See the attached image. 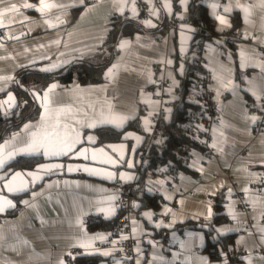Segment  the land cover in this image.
Returning <instances> with one entry per match:
<instances>
[{
  "label": "crops",
  "instance_id": "1",
  "mask_svg": "<svg viewBox=\"0 0 264 264\" xmlns=\"http://www.w3.org/2000/svg\"><path fill=\"white\" fill-rule=\"evenodd\" d=\"M48 2L65 7L41 13L37 10L40 0H3L0 3V9L10 7L11 4L18 7L24 3L36 5L34 8L20 7L18 13H9L3 17V23L7 26L0 27V77L13 79L0 80V88L4 89L0 91V100L7 94L5 92L10 89L17 71L23 66L40 63L44 69L59 64L52 71L67 69L97 52L109 34L114 15L140 19L139 9L143 5L149 7L150 14L153 8L159 10V17L151 15V19H148L156 27H150L145 23L148 20H145L144 26L149 30L119 40L117 53L109 68L113 65L117 67L111 75H107L105 82L74 84L67 88H61L55 83L58 87L51 93L54 100L52 108L70 109L60 119L74 126L79 133L80 142L73 150L59 156L44 155L43 150L31 155L18 154L0 168V176H4L1 171L18 157L42 156L45 160H59L68 158L83 146L98 145L100 142L95 129L99 127L122 130L131 120L140 116L142 128L147 135L154 125L153 118L161 112L164 118L169 117L171 112L167 110L172 111L173 104L178 100L180 79L176 65L180 71L184 70L186 59H181L177 28H172V24L176 19L184 23L190 0H187L186 5H182L180 0H168L171 13L163 6L165 0H151V3L148 0H135L136 16L132 14V0H124L123 13L119 11L121 0ZM212 3L222 6L230 4L233 7L232 12L227 14L223 12V7L215 10L217 15L226 16L231 27L221 25L215 19L218 30L223 34L222 39L216 43L209 41L206 45V60L214 72V91L220 109L213 128L216 156L207 159L204 150H194L188 163L191 173L179 170L176 175L163 174L162 168L153 172L148 180V189L162 197L160 209L139 210V206L129 214V236L137 240L136 247L138 245L143 253L139 255L135 252V261L139 259L141 264H203L201 257H206L209 264H221L222 257L213 259L205 250L209 226L203 223L210 220L207 218L209 205L214 215V197L221 192L225 194V213L229 220L216 229L232 228L236 231L219 236L215 232L213 237L234 235L231 248L245 252L243 257L234 258L235 264H249V258L251 264H264V233L261 232V228H264V131L255 130L264 111V8L259 6L260 0H204L213 17ZM176 4L181 11L173 19ZM237 4L250 8L247 18L242 8L235 7ZM81 6L83 10L73 18L72 10ZM234 15L239 16L240 25L232 32L239 35V38L232 41L233 49L225 33L233 28ZM168 20H171V25L164 33L160 29ZM122 41L129 43L121 48ZM177 55L181 64L177 62ZM195 55L196 49L192 51L191 60ZM194 90L191 88L188 95L192 102L195 100ZM43 92H39L41 97ZM254 92L260 95V99L253 95ZM35 100L41 108L40 116L26 124L38 125L44 113L41 101ZM112 114L131 118L124 122L123 127L98 123L100 119ZM253 116L257 117L255 122L251 119ZM145 119L150 121L148 126L144 123ZM92 122H97L95 128L87 126ZM35 130L33 127L28 131ZM28 131L23 127L5 152L11 151L13 147H23L28 139ZM12 137L6 138L1 145L12 141ZM88 137L94 140L90 141ZM161 138L162 135L158 141ZM134 144V139H131V149ZM150 145L147 139L137 156L136 166L142 162L140 156L144 148ZM121 174L134 179H122ZM138 179L137 169L126 168L118 169L115 181L89 176L81 171L61 176L54 174L20 201L15 200V206L20 204L15 216H5L10 208L0 213V264H60V261L67 264L68 255L73 249L81 250L78 256L101 257L99 264H123L119 247H103L112 239L115 229L94 228L86 223L81 227L77 221L87 217L103 220L115 218L119 213L121 184L137 182ZM112 197L115 199H110ZM24 201H28V204ZM109 207L115 209L111 216L98 211ZM166 209L171 210L167 215L164 214ZM229 209L235 214V220L229 214ZM145 212L153 213L151 220L143 215ZM190 220L200 224L196 228L184 230L177 227ZM160 222L162 225L157 228L156 224ZM170 223L173 224L171 228L166 226ZM133 228L137 230L135 233ZM97 234H103L107 239L96 240L94 248L100 252L110 251V256L99 253L88 255L85 249L78 246L80 242ZM200 235H203L202 242ZM226 253L228 264H232V257L229 252Z\"/></svg>",
  "mask_w": 264,
  "mask_h": 264
},
{
  "label": "trees",
  "instance_id": "2",
  "mask_svg": "<svg viewBox=\"0 0 264 264\" xmlns=\"http://www.w3.org/2000/svg\"><path fill=\"white\" fill-rule=\"evenodd\" d=\"M82 10L83 6L73 9L72 17H77ZM180 11V8L176 4L173 19H176ZM175 21L179 24L182 23L177 19ZM183 21L184 23L195 26L197 28V34L193 41L191 52L186 57L184 70L180 71L178 65H176L180 79L178 100L173 104L170 116L166 118L162 117L158 122V128L161 131L160 135H162L160 143H152L141 164L137 166V171L139 172V179L137 180L139 188L133 193V197L140 203L139 210L147 208L157 211L161 207L162 197L148 191V180L156 169L162 168L164 170L166 167L175 166L180 171L191 173L192 170L185 163L186 158L194 150H203L189 133L191 128V114L199 109L197 103L188 99L189 92L195 85V79L197 77L195 57L191 60V54L196 49L200 36L203 35L207 42L216 43L219 39H222L223 34L218 30L217 22L210 14L208 7L204 4V0H190ZM233 21V28L226 32L225 35L228 43L234 49L232 41L236 39L230 38V34L235 28L239 27V16L234 15ZM170 23L171 20L166 21L160 31L167 32L170 28ZM200 29L202 33H199ZM146 30L149 29L144 26L143 20L141 19L127 15H114L110 22V31L106 40L103 42L101 48L91 56L81 59L67 69L62 68L55 71H43L40 63L21 67L15 75L12 86L5 92H15L19 105L9 114L0 112V145L6 138L13 136L14 133H20L27 122L35 121L40 116L41 108L32 95L33 91L43 92L52 83H57L61 88H67L74 84L93 85L105 82L107 80V70L117 53L119 40L124 37H134L141 31ZM176 39L177 35L175 36ZM177 62H179L178 64L182 63L178 55ZM128 131L145 134L141 125L140 116L131 120L122 130H117L112 127H99L95 129V134L100 143L118 142L121 140L123 134ZM62 160H66V158ZM47 161L52 160H45L42 156L18 157L11 161L1 171V174L4 176L7 174V178L16 170H33L37 165ZM21 199L22 197L17 198L19 201ZM224 204L225 194L221 192L214 197L213 217L203 222L209 226L205 250L213 259L221 258V249L224 252H229L231 244L234 242V235L220 236L218 239L213 240L216 227L229 220L225 213ZM19 209L20 204L5 216H15ZM122 215L123 212L120 211L113 219L103 220L99 218L97 223L92 226L94 228L114 230L118 218ZM1 219L2 216H0ZM199 224V222L190 220L177 227L184 230L190 227L196 228ZM232 258L231 262L235 264L236 260ZM101 260L102 258L98 256H76L73 258L75 264H99Z\"/></svg>",
  "mask_w": 264,
  "mask_h": 264
},
{
  "label": "snow or ice",
  "instance_id": "3",
  "mask_svg": "<svg viewBox=\"0 0 264 264\" xmlns=\"http://www.w3.org/2000/svg\"><path fill=\"white\" fill-rule=\"evenodd\" d=\"M148 2L151 3V0H148ZM0 3H3V0H0ZM132 3H133L132 14H133V16H136L137 10L135 7V0H132ZM180 3L182 5H186L187 0H180ZM163 6L165 9H167V11L169 13H171V5H170V3H168V0H165ZM259 6L264 8V0H260ZM20 7L34 8V7H36V5H33L31 3H24ZM20 7H18L16 4H11L10 7L0 9V27H6L7 26L3 23V17L9 13H18L20 11ZM57 7H65V6L48 2V0H40L39 7L37 10L41 13H44L46 11H50L52 8H57ZM221 7H223V12L225 14L232 12L233 7L230 4L224 5V6L220 5L219 3H212L211 4V8L213 9V15H214L215 19L218 20L221 25L231 27L230 21L226 18L225 15H217L216 14L215 10L219 9ZM235 7L242 8L246 14L245 18H247V14L250 11V8L248 6H243V5L237 4V5H235ZM119 11L121 13H123V11H124V0H121V6L119 8ZM151 15L159 17V10L153 8L151 10ZM181 19H183V16H181ZM61 22H63V21H61ZM145 23L148 24L150 27H156V25L153 24L151 22V20L145 21ZM50 26H54V25L50 24ZM184 27H185L184 25H181V29H183ZM188 30L194 31V29H192V28H189ZM128 43H129L128 41H122L120 43V47L124 48ZM169 63H171V61H169ZM59 66H60L59 64H53L51 67L44 68L42 70L43 71H52L53 69H55ZM116 67H117V65H113L112 68H109L107 75H111ZM181 71H182V69H181ZM12 79H13L12 77H0V80H12ZM57 87H58L57 84H55V83L51 84L47 88V90H45L43 92L42 97H41V93H39L37 91L32 92V95L36 99L41 101L42 107L44 108V113L41 116V121L38 125H31V124H25L24 125V129L26 131L30 130L33 127H35L36 130L35 131H28V139L24 143L23 147H20V148L13 147L11 151H8L7 153L5 152V149L15 141L16 137L19 135L18 133L13 134L12 141H6L4 144L0 145V168H3L5 163H7V161L13 159L18 154L31 155V154H35V153H38L41 150H43L44 155H49V156L66 155L73 150L74 146L77 143L80 142L79 133L76 132L75 127L68 124V123L62 122L60 119L61 115L62 114L67 115V113L70 111V109L52 108V105L54 104V100L51 96V93ZM3 90H4L3 88H0V91H3ZM169 91H171V89H169ZM253 95H256L257 99H260V95H258L257 93L254 92ZM25 103H27V102L25 101ZM16 104H17L16 99L11 93L8 94V97L6 100L0 101V107L6 105L8 108H13L16 106ZM167 111L171 112V109H168ZM149 115H152V114L149 113ZM130 118L131 117L125 116V115L112 114L108 117H104V118L100 119L98 121V123H100V124H113L116 127H123L124 122ZM251 119L253 120V122H255L257 117L253 116V117H251ZM80 123H83V122L81 121ZM144 123L146 126H148L150 124V121L148 119H145ZM87 126L90 128H95L97 126V122L89 123ZM147 130H150V128H147ZM129 135H131V134H129ZM88 139L90 141L94 140L93 137H88ZM137 140H139V137H137ZM158 143H160V141H158ZM111 147H114V146H111ZM213 147H215V144L213 145ZM100 151L103 152V149H101ZM86 152H87V149H84L83 151H81L77 154L78 155H85ZM121 155H123V153H121ZM87 158L88 157L85 156V159H87ZM92 159H94V160L96 159V153L95 152H93ZM103 162L108 163V164H113V165L117 163L116 160H113L111 158H108L107 160H105ZM61 167H63V166L59 165V164L41 165L40 169L50 171L53 168H61ZM129 167H132V165L129 164ZM73 170H78V169H73L71 166L68 168V171H73ZM83 170L86 172H90L92 174H96V175L102 174L100 172V170H98L96 168H84ZM6 175L0 176V180H5ZM105 175H107V177L109 179L113 178V176H114V174L111 172H108ZM24 176L31 177L33 182H35V180L41 178V177L37 176V174L35 172H25V173L15 172L14 174L11 175V178L8 179L6 184H5V187L7 188V190L9 192L24 191L28 186V181L21 179L20 184L15 185L17 178H22ZM121 177H122V179H126V180L134 179V177L127 176L125 174H121ZM158 183H164V182L159 181ZM148 191H151V189H148ZM245 191H247V189H245ZM229 193H231V189H229ZM170 198L171 197H169V199ZM110 199H115V197H112ZM23 203L28 204V201H24ZM134 206L139 207V205H134ZM14 207H15V205L13 204V202L11 200H8L4 196H0V213L4 212L6 210V208H14ZM98 211L104 212L108 216H111L114 214L115 209L111 208V207L100 208V209H98ZM170 212H171L170 209H166L164 214L167 215ZM229 214L232 216V219H234V220L236 219V216L234 213H232L231 209H229ZM143 215L145 217H147L149 220H151L153 213L145 212ZM212 216H213L212 208H211V205H209L208 212H207V218L211 219ZM77 223L81 227H83V221L78 220ZM133 223L135 224V221H133ZM161 225H162V222L157 223L156 227L159 228V227H161ZM166 226L171 228V227H173V224L170 223ZM204 227H207V225H204ZM132 231H133V233H135L137 230H136V228H133ZM215 231L218 233V236H219V235H225L228 232L236 231V229L218 228V229H215ZM261 232L264 233V228H261ZM189 235H192V234L190 233ZM0 238H2V237H0ZM262 238H264V237H262ZM106 239H107V236H105L103 234H97L93 237H88L86 241L80 242L78 246L85 249V254H88V255H93V254L99 253L103 256H110L112 254L110 251L100 252L99 249L94 248V242L96 240L104 241ZM120 239L126 240V239H129V237L122 235L120 237ZM199 239L202 242L203 241V235H200ZM213 239L214 240L218 239V237H213ZM113 243H116V241H113ZM150 243H152V242L150 241ZM181 246L182 247L184 246L183 243ZM90 249H91V251H90ZM134 251L139 255L143 254L142 249L138 245L134 249ZM69 255H71V253H69ZM220 255L222 257L221 264H228V258H227L228 253L224 252L221 249ZM154 259H155V257H154ZM200 259L202 260L203 264H209V261L206 257H201ZM60 264H64V262L60 261ZM118 264H119V262H118ZM135 264H141V261L139 259H137L135 261ZM249 264H251L250 258H249Z\"/></svg>",
  "mask_w": 264,
  "mask_h": 264
},
{
  "label": "built area",
  "instance_id": "4",
  "mask_svg": "<svg viewBox=\"0 0 264 264\" xmlns=\"http://www.w3.org/2000/svg\"><path fill=\"white\" fill-rule=\"evenodd\" d=\"M139 17L141 20L145 21L151 19L150 9L148 6H141L139 9ZM179 23L175 21L172 24V28H178ZM199 33H202V30H199ZM230 38L237 39L239 35L237 33L230 34ZM206 45L207 40L202 35L198 39V44L196 47L195 55V65L197 68V77L195 79V85L193 88L195 97L194 102L199 105V109L191 114L190 117V135L194 138L197 144L204 150L205 157L210 159L216 156L215 148L213 147V128L215 122L217 121L220 115L219 102L214 91L215 78L214 72L209 68L206 60ZM262 107L264 109V100L262 102ZM164 113L156 115L153 118V126L150 132L147 134V139L150 143L157 142L160 137V129L158 128V122L163 117ZM256 131H264V111L260 116V120L255 125ZM149 147L144 148L140 159L143 158L148 153ZM191 161V155L186 158L185 163L188 164ZM179 172V169L175 166L166 167L163 171V174L176 175ZM228 175L230 172H226ZM139 188L138 182L124 183L121 184L119 189V212L122 211L123 215L118 218L114 236L109 240L103 247L114 248L115 246L119 247V252L123 264H135V247L137 240L129 236L131 223L129 214L132 212L133 208L131 207V201L135 200L133 193ZM83 223L94 225L97 223L98 218L96 217H87L83 218ZM128 236L129 239L121 240V236ZM116 241V243H113ZM197 251L199 249H196ZM71 255H68L67 264H75L73 261L74 256L80 255L82 252L79 249H73ZM245 252L238 249L231 248L229 250L230 257L237 258L243 257ZM179 264V263H177Z\"/></svg>",
  "mask_w": 264,
  "mask_h": 264
},
{
  "label": "water",
  "instance_id": "5",
  "mask_svg": "<svg viewBox=\"0 0 264 264\" xmlns=\"http://www.w3.org/2000/svg\"><path fill=\"white\" fill-rule=\"evenodd\" d=\"M181 25H184L185 27L181 29ZM192 28L194 31H189L188 29ZM177 34H178V40H179V50L181 54V59L185 60L187 55L190 53L193 45V41L197 34V28L191 24L188 23H180L177 28ZM11 93L15 99H16V106L13 108H8L6 105L0 107L2 113H9L15 110L18 105L19 101L15 94V92L10 91L8 92L0 101H4L7 99L8 94ZM131 134V135H129ZM137 137H139V140H137ZM134 139L135 144L133 145L131 149L130 140ZM147 141V135L145 134H139L133 131H128L123 134L122 138L118 142H106V143H100L98 145H91V146H83L80 150L66 158V160H52L47 161L42 164H39L35 167L33 170H16L12 172L5 180H0V185L2 187V192H0V196L6 197L8 200H11L13 204L15 205V200L17 198L23 197L24 195L28 194L32 189L42 184L46 179L51 178L54 174L57 175H63V174H72L73 171H81L84 172L86 175L97 177V178H106L107 180L115 181L118 177V169L120 168H126L127 170H135L137 169L136 162H137V156L142 149V147L145 145ZM114 146V147H111ZM84 149H87V152L85 155H78L77 153L83 151ZM103 149V152L100 150ZM93 152L96 153V159H92ZM123 153V155H121ZM85 156L88 158L85 159ZM108 158H111L113 160H116V164H108L104 163L103 161L107 160ZM59 164L63 167L61 168H53L50 171L48 170H42L40 169L41 165H54ZM129 164L132 165V167H129ZM72 167L73 171H68L69 167ZM84 168H96L100 170L102 174L96 175L92 174L90 172H86L83 169ZM15 172H35L37 176L41 177L40 179L35 180L33 182L31 177L24 176L22 178H17L15 185H19L21 182V179L28 181V186L24 191H16V192H9L7 188L5 187V184L8 179L11 178V175ZM111 172L114 174L113 178L109 179L106 173ZM14 185V186H15ZM134 205H139L140 203L136 200L131 201V207L135 210L138 209V207H135ZM14 208H10L7 213ZM6 213V214H7ZM5 214V215H6Z\"/></svg>",
  "mask_w": 264,
  "mask_h": 264
}]
</instances>
